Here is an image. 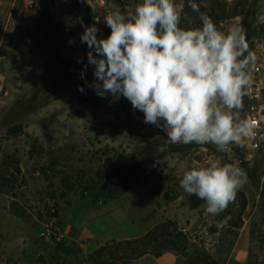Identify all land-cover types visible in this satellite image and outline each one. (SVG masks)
I'll use <instances>...</instances> for the list:
<instances>
[{"label": "rangeland", "instance_id": "1", "mask_svg": "<svg viewBox=\"0 0 264 264\" xmlns=\"http://www.w3.org/2000/svg\"><path fill=\"white\" fill-rule=\"evenodd\" d=\"M4 1L0 3V264H79V258L100 246L122 241L146 217H160L157 209L169 214L172 219L167 221L185 223L186 234L179 231L188 248L178 255L180 264H264V0H174L183 8L185 29H196V22H201L190 7L196 3L200 12L219 24L218 30H242L258 58L252 90L241 111L242 118L257 116L263 123L253 142L258 146L233 144L224 152L211 143H172L160 127L144 123V113L133 109L126 98H101L88 86L95 77L87 60L88 45L81 42L83 26L95 24L97 37L106 38L111 31L104 23L107 13L123 14L141 0ZM57 45L70 55L68 60L56 61ZM17 125L23 131L10 136L8 130ZM120 153L136 156L146 173L129 192L121 190L119 181L103 192V180ZM216 159L239 166L247 175V183L223 212L239 211L241 196L245 197L240 230L248 239L245 263L230 260L233 236L226 227H218L221 214L206 213L205 201L180 187L194 161L205 166ZM6 212L21 226L8 258ZM204 228L217 235L215 251L207 250L198 237Z\"/></svg>", "mask_w": 264, "mask_h": 264}, {"label": "clouds", "instance_id": "2", "mask_svg": "<svg viewBox=\"0 0 264 264\" xmlns=\"http://www.w3.org/2000/svg\"><path fill=\"white\" fill-rule=\"evenodd\" d=\"M190 7L202 27H180L183 8L174 0H141L123 14L109 11L106 38L97 37L95 24L83 26L81 42L88 45L95 77L88 86L101 98H126L144 113V123L160 127L172 143H211L220 152L233 144L244 147L257 127L256 120L241 117L257 55L249 50L242 30L222 32L198 4ZM78 90L83 92V86ZM246 183L242 168L216 159L205 166L194 161L180 187L205 201L206 213L215 216L235 201ZM229 219L218 227H226Z\"/></svg>", "mask_w": 264, "mask_h": 264}, {"label": "trees", "instance_id": "3", "mask_svg": "<svg viewBox=\"0 0 264 264\" xmlns=\"http://www.w3.org/2000/svg\"><path fill=\"white\" fill-rule=\"evenodd\" d=\"M200 20V19H199ZM217 28L219 24L217 23ZM196 27H202V22H196ZM180 27L185 26L180 23ZM192 29V28H190ZM23 131L21 125L14 126L8 130L10 136H16ZM146 173L143 163L134 155L120 153L111 163L110 168L103 180L101 190L107 192L117 181L120 182V188L123 192H129L135 188V181ZM242 206L239 211L220 213L219 221L230 217L227 222V233L233 236L231 247L240 235V230L244 225L243 212L246 210L247 203L243 195ZM75 245V244H74ZM64 245L58 244V249ZM188 248L187 238L180 233L178 224L173 221H166L154 227L145 236L125 241H112L106 245L100 246L85 259H78L79 264H132L146 255L161 257L166 252H172L176 255L185 254ZM64 250V249H63ZM73 252V251H72ZM71 251L67 253L72 254Z\"/></svg>", "mask_w": 264, "mask_h": 264}, {"label": "crops", "instance_id": "4", "mask_svg": "<svg viewBox=\"0 0 264 264\" xmlns=\"http://www.w3.org/2000/svg\"><path fill=\"white\" fill-rule=\"evenodd\" d=\"M0 3L6 4V1L3 2V0ZM158 214H160V217L154 216L153 218L146 217L143 219V224L138 225L136 230L129 235L122 236L121 240H133L138 239L143 236H145L149 231H151L154 227L158 226L161 223L166 222L167 220L172 219L169 214L165 216L164 211H160L157 209ZM160 212V213H159ZM154 211L148 212V215L150 216ZM157 217V218H156ZM20 221L13 216L11 213L6 212V258L7 256L12 255V250L14 248V245L12 244V239H16V236H19L21 232V226ZM120 226H122V223H118ZM178 227L183 229L185 227L184 222H177ZM144 225V226H143ZM20 228V229H19ZM14 243H17L14 241ZM248 239L245 235L240 234L237 240L235 241V244L231 250L230 254V260L237 261L239 263H245L248 261ZM6 263H8V259H6ZM132 264H180L179 262V256L172 252H166L161 257H155L153 255H146L142 257L141 259L134 261Z\"/></svg>", "mask_w": 264, "mask_h": 264}, {"label": "built area", "instance_id": "5", "mask_svg": "<svg viewBox=\"0 0 264 264\" xmlns=\"http://www.w3.org/2000/svg\"><path fill=\"white\" fill-rule=\"evenodd\" d=\"M248 118L254 119L257 121V127L255 128V136L258 132L263 130V123L261 122L260 118L257 116H250ZM255 136L251 139L246 140L245 146L248 148L255 149L257 148V144L253 143ZM183 234H186V230H182ZM198 237L202 242L203 246L209 251H215L218 247L219 241L216 234H212L207 228H204L198 232Z\"/></svg>", "mask_w": 264, "mask_h": 264}, {"label": "water", "instance_id": "6", "mask_svg": "<svg viewBox=\"0 0 264 264\" xmlns=\"http://www.w3.org/2000/svg\"><path fill=\"white\" fill-rule=\"evenodd\" d=\"M70 55L64 51V49L60 46L57 45L56 47V54H55V59L57 62H62L68 60Z\"/></svg>", "mask_w": 264, "mask_h": 264}]
</instances>
